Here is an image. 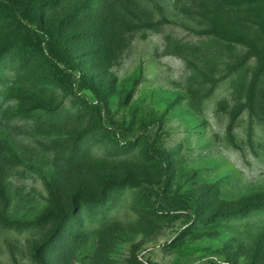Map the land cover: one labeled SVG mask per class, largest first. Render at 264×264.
I'll return each mask as SVG.
<instances>
[{
  "label": "rangeland",
  "instance_id": "1",
  "mask_svg": "<svg viewBox=\"0 0 264 264\" xmlns=\"http://www.w3.org/2000/svg\"><path fill=\"white\" fill-rule=\"evenodd\" d=\"M0 264H264V0H0Z\"/></svg>",
  "mask_w": 264,
  "mask_h": 264
}]
</instances>
